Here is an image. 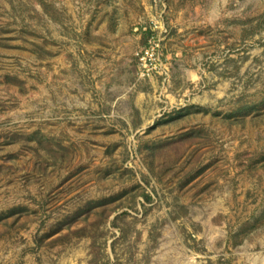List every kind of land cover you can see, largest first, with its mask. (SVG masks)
Segmentation results:
<instances>
[{"label": "rangeland", "instance_id": "rangeland-1", "mask_svg": "<svg viewBox=\"0 0 264 264\" xmlns=\"http://www.w3.org/2000/svg\"><path fill=\"white\" fill-rule=\"evenodd\" d=\"M0 264H264V0H0Z\"/></svg>", "mask_w": 264, "mask_h": 264}]
</instances>
